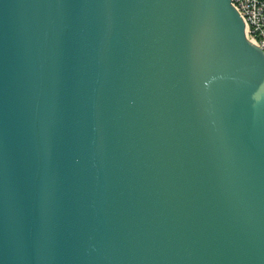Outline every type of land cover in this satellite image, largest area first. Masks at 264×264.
Listing matches in <instances>:
<instances>
[{
  "label": "water",
  "instance_id": "obj_1",
  "mask_svg": "<svg viewBox=\"0 0 264 264\" xmlns=\"http://www.w3.org/2000/svg\"><path fill=\"white\" fill-rule=\"evenodd\" d=\"M0 264H264L232 0H0Z\"/></svg>",
  "mask_w": 264,
  "mask_h": 264
},
{
  "label": "built area",
  "instance_id": "obj_2",
  "mask_svg": "<svg viewBox=\"0 0 264 264\" xmlns=\"http://www.w3.org/2000/svg\"><path fill=\"white\" fill-rule=\"evenodd\" d=\"M246 24L250 41L264 50V0H232Z\"/></svg>",
  "mask_w": 264,
  "mask_h": 264
}]
</instances>
